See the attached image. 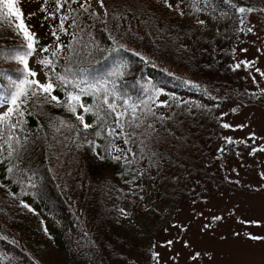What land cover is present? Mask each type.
Instances as JSON below:
<instances>
[{"label": "trees", "instance_id": "1", "mask_svg": "<svg viewBox=\"0 0 264 264\" xmlns=\"http://www.w3.org/2000/svg\"><path fill=\"white\" fill-rule=\"evenodd\" d=\"M168 1L183 11L103 0L101 17L80 0L42 1L54 43L28 60L52 61L40 67L54 87L0 121V264H156L182 206L237 185L223 168V107L264 109L234 63L249 34L240 1ZM19 23L0 19V94L24 68L12 58L28 51ZM123 203L140 230L115 222Z\"/></svg>", "mask_w": 264, "mask_h": 264}, {"label": "rangeland", "instance_id": "2", "mask_svg": "<svg viewBox=\"0 0 264 264\" xmlns=\"http://www.w3.org/2000/svg\"><path fill=\"white\" fill-rule=\"evenodd\" d=\"M42 1L16 0L24 24L38 39L34 46L36 54L46 53L42 49L54 43L52 27L41 11ZM80 1L104 17L99 0ZM239 1L237 9L253 11L237 10L242 25L251 31L242 37L234 63L246 65V89L264 92V0ZM168 3L180 7L173 1ZM199 21L205 28H212L203 17ZM37 61V55L32 56L28 60L29 68L37 72L35 79L44 83ZM8 107V103L0 105V114ZM230 107L228 104L222 111L229 126L222 149L223 168L227 178L238 183L233 184L232 192L228 188L209 191L201 201L182 206L168 232L156 241V264H264V109L246 107L232 113ZM151 201L155 203L152 198ZM155 205L160 207L159 203ZM114 220L131 232L141 228L140 219L126 203L119 207Z\"/></svg>", "mask_w": 264, "mask_h": 264}, {"label": "snow or ice", "instance_id": "3", "mask_svg": "<svg viewBox=\"0 0 264 264\" xmlns=\"http://www.w3.org/2000/svg\"><path fill=\"white\" fill-rule=\"evenodd\" d=\"M64 3H68V0H63ZM72 2H76V0H72ZM101 7H103V0H99ZM165 4L168 7H172L171 4L168 3V0H165ZM58 8L62 7L63 5L59 3L58 0ZM82 8L85 7V5H81ZM6 10V11H4ZM43 10V9H42ZM86 10V9H85ZM240 13H244V12H251L253 11L252 8H244V7H240L237 9ZM15 14L16 18L18 20H20V23L16 26L17 28H19L26 40L28 41L26 48L28 49V51H25L23 54H16L15 56H13L12 58L17 60L18 62H20L21 64H23L24 68L22 70L21 76L18 77L17 79H13L12 77H8L9 81H10V85L12 87L13 90L7 92V94H0V105H3L5 103H10L11 105L15 106L14 108H8V110L2 115L0 116V121L6 120L7 118H9L13 112L15 110H18L20 107V104L26 103L28 101V99H30L31 97H37L40 93H47L48 95H51V92L53 90V83L51 82V79L48 80V82L46 83H41L39 80L37 79H29V77H36L37 76V72L33 71L31 68H29V64H28V57H30L33 52H35V47L34 45L36 43H38L35 33H32L29 31L28 27L24 24L23 19H22V12L20 10V8L16 7V0H0V19H7L9 15L11 14ZM67 17H65L66 19ZM201 23H203V21H201ZM249 31H251V29H249ZM53 35H55V32L53 33ZM58 38V37H57ZM42 51L47 52L48 48H43ZM53 55H55V53H53ZM37 63L43 65L44 67H48L52 64L51 60H48L47 58L45 59H41L38 60ZM47 75V74H45ZM58 79L60 80H64V77H58ZM81 91L83 92L84 90L81 89ZM23 98V99H22ZM53 100H56L57 97L52 96L51 97ZM69 99L73 100V101H79L80 97L79 95H69ZM105 103H108L107 99H105L104 101ZM81 107H84L83 105H81ZM109 107H113L112 105H109ZM70 110L72 112H75V106H71ZM113 110L114 107H113ZM85 112L90 111L89 108H84ZM23 113H21L22 115ZM78 119L83 123L84 122V117L83 116H79ZM225 127H229L228 125H224ZM90 125L87 123H84V128H89ZM99 134V133H97ZM118 159V158H117ZM215 219H219V217H216ZM253 239H260L259 237H251ZM169 243H171L169 241Z\"/></svg>", "mask_w": 264, "mask_h": 264}]
</instances>
